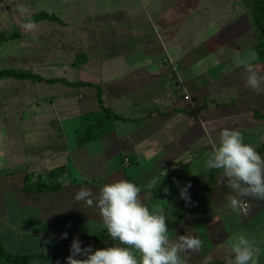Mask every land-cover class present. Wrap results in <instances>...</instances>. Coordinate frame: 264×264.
I'll return each instance as SVG.
<instances>
[{
  "label": "crops",
  "instance_id": "1",
  "mask_svg": "<svg viewBox=\"0 0 264 264\" xmlns=\"http://www.w3.org/2000/svg\"><path fill=\"white\" fill-rule=\"evenodd\" d=\"M21 1L16 7L27 15L0 16V69L64 81L0 79L5 252L51 257L27 264H66L73 239L81 248L112 246L98 210L73 196L80 187L95 196L104 184L127 180L150 211L163 210L165 222L179 218L180 188L188 185L182 217L168 229L172 242L185 234L201 239L200 251L180 253L186 264H201L204 255L211 256L210 264H224L237 235L249 239L259 250L257 264H264V199L241 197L246 214L232 211L222 170L206 190L211 170L203 167L223 128L240 131L255 151L264 143V119L255 115L264 117V83L259 92L246 87L244 67L233 64L239 55L264 76L243 0ZM40 11L61 22H23ZM39 44L42 50L33 48ZM80 54L86 61L76 64ZM48 67L58 75L41 73ZM98 88L103 105L121 120L79 146V118L98 109ZM61 167L66 173L60 187L26 188Z\"/></svg>",
  "mask_w": 264,
  "mask_h": 264
},
{
  "label": "clouds",
  "instance_id": "2",
  "mask_svg": "<svg viewBox=\"0 0 264 264\" xmlns=\"http://www.w3.org/2000/svg\"><path fill=\"white\" fill-rule=\"evenodd\" d=\"M250 55L254 59V53ZM233 64L244 67L245 86L259 92L264 76L258 74L253 64L239 55L233 58ZM243 139L238 130L221 129L218 143L212 144L211 154L203 163L205 170H222V180L230 189L227 206L238 214L247 212V204L241 197L264 199V158ZM187 188L188 185L181 187L179 193L185 202L190 199ZM139 192L140 189L127 180L104 184L95 196L90 189L80 187L73 200L94 205L107 236L114 243L93 250L91 246L81 248L80 241L73 239L66 264H186L180 253L201 250L202 241L196 236L179 235L172 242L163 210L150 211L141 202ZM230 250L231 255L225 257L224 264H257L259 250L246 236L237 235L232 239ZM78 256L85 258L78 259ZM211 259L210 255H204L201 264H210Z\"/></svg>",
  "mask_w": 264,
  "mask_h": 264
},
{
  "label": "trees",
  "instance_id": "3",
  "mask_svg": "<svg viewBox=\"0 0 264 264\" xmlns=\"http://www.w3.org/2000/svg\"><path fill=\"white\" fill-rule=\"evenodd\" d=\"M244 4L249 8L253 26L258 37V44L256 45V52L258 58L264 61V0H243ZM41 20H50L61 22L54 14H49L44 11L36 12L30 16L23 19L25 23H38ZM86 61V56L80 54L77 56L75 63L82 64ZM3 78H15V79H28L34 82H45L48 84L55 83L58 81L63 82L61 79H44L39 75H35L29 71H23L18 69H0V79ZM98 109L89 113L82 114L79 118L80 126L76 130V143L79 146L85 145L91 141L98 139L99 137L109 133L113 127L114 123L121 120L120 117L116 116L109 108L105 107L102 102L100 88H98ZM257 118L264 119L263 116L258 113L255 114ZM257 153L264 152V143L256 150ZM217 169L211 170L210 182L207 189H210L213 181V173ZM66 173L65 167L56 168L49 170L46 173L45 178H38V181L32 184H27V189H48L57 188L62 185L60 177ZM194 195V194H193ZM188 202L184 200L180 204V216L177 220L166 221L168 229L174 227L179 223L183 209ZM39 258L44 256H13L5 252L0 244V264H5L6 261L12 262L13 264H27L28 260L31 258ZM51 257L45 256L44 259H50Z\"/></svg>",
  "mask_w": 264,
  "mask_h": 264
},
{
  "label": "rangeland",
  "instance_id": "4",
  "mask_svg": "<svg viewBox=\"0 0 264 264\" xmlns=\"http://www.w3.org/2000/svg\"><path fill=\"white\" fill-rule=\"evenodd\" d=\"M18 1L19 0H13L11 2H0V16L2 17H12L13 19H20L22 18V16H25L27 15L28 13L25 12V10L23 8H18L16 7L17 4H18ZM33 2L36 1L39 3V0H32ZM20 3L23 4V2L20 0ZM39 6H37V8L40 7L41 4H38ZM10 12H9V11ZM30 15V14H29ZM23 46V44H22ZM26 47V45L24 46V48ZM44 47V45H33V48H41L40 50H42V48ZM47 47H52L51 45H48ZM36 50V49H34ZM74 70H77V69H74ZM68 72L71 74V69L68 70ZM43 74L45 75H48V77H56L58 75V72L56 70L55 67H48V68H45V70H42ZM83 92V91H81ZM235 226H230V228H233Z\"/></svg>",
  "mask_w": 264,
  "mask_h": 264
},
{
  "label": "built area",
  "instance_id": "5",
  "mask_svg": "<svg viewBox=\"0 0 264 264\" xmlns=\"http://www.w3.org/2000/svg\"><path fill=\"white\" fill-rule=\"evenodd\" d=\"M8 1H12V0H0V2H8ZM126 162L129 163V160L126 159ZM247 204V203H246ZM247 210H248V204H247Z\"/></svg>",
  "mask_w": 264,
  "mask_h": 264
}]
</instances>
